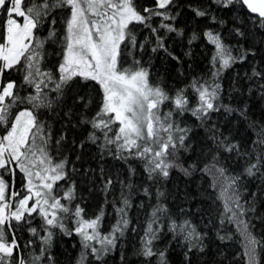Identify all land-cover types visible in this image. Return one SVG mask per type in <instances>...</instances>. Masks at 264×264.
Returning <instances> with one entry per match:
<instances>
[{"label": "snow or ice", "instance_id": "1", "mask_svg": "<svg viewBox=\"0 0 264 264\" xmlns=\"http://www.w3.org/2000/svg\"><path fill=\"white\" fill-rule=\"evenodd\" d=\"M0 264H264V0H0Z\"/></svg>", "mask_w": 264, "mask_h": 264}, {"label": "trees", "instance_id": "2", "mask_svg": "<svg viewBox=\"0 0 264 264\" xmlns=\"http://www.w3.org/2000/svg\"><path fill=\"white\" fill-rule=\"evenodd\" d=\"M235 247H239V245L237 244ZM232 250H235V248H234V249H232Z\"/></svg>", "mask_w": 264, "mask_h": 264}]
</instances>
